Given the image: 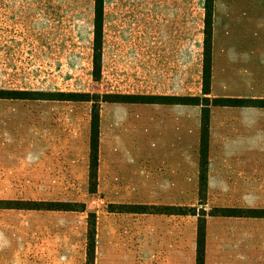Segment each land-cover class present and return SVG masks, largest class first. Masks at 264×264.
Instances as JSON below:
<instances>
[{"label":"rangeland","instance_id":"obj_1","mask_svg":"<svg viewBox=\"0 0 264 264\" xmlns=\"http://www.w3.org/2000/svg\"><path fill=\"white\" fill-rule=\"evenodd\" d=\"M213 14L209 96L264 99V0H215ZM205 16L206 0H105L96 80L95 0H0V90L204 96ZM91 109L0 98V200L80 209L0 208V237L34 243L36 264H87L95 213L94 264H197L198 217L152 205L196 206L205 264H264V217L211 215L264 208V107H211L205 205L202 105L102 102L95 192Z\"/></svg>","mask_w":264,"mask_h":264},{"label":"trees","instance_id":"obj_2","mask_svg":"<svg viewBox=\"0 0 264 264\" xmlns=\"http://www.w3.org/2000/svg\"><path fill=\"white\" fill-rule=\"evenodd\" d=\"M215 0H206V16L204 29V67H203V95L204 96H175V95H129V94H101L91 92H57L42 93L34 91H7L0 90V98H21V99H57L86 101L92 103L91 109V152H90V171L92 173V185H95L97 171L99 167V148L101 132V104L108 102H134V103H161V104H195L202 105V124L200 141V183L199 195L200 203L206 204L208 183H209V135H210V114L212 106H262L264 99H242V98H224L210 97L212 93V74H213V7ZM95 24H94V76L99 80L102 74L101 63L104 45V21H105V0H95ZM95 182V183H94ZM96 186L92 187L95 192ZM76 205V203H74ZM82 211H85V204ZM151 205H133L127 211L148 212ZM157 213L194 215L198 217L197 232V264H205L206 257V228H207V210L205 207L196 206H175V205H152ZM0 207H19L27 209H53V210H80L74 205L65 206L59 202H51L42 205L34 201L26 203H14L13 201L0 200ZM211 215L222 216H250L264 217V208H217L211 212ZM88 230V256L87 264H94L96 257V218L95 213H91Z\"/></svg>","mask_w":264,"mask_h":264},{"label":"crops","instance_id":"obj_3","mask_svg":"<svg viewBox=\"0 0 264 264\" xmlns=\"http://www.w3.org/2000/svg\"><path fill=\"white\" fill-rule=\"evenodd\" d=\"M27 209L19 207H0ZM31 210V209H27ZM34 243L15 236L0 237V264H36L37 256Z\"/></svg>","mask_w":264,"mask_h":264}]
</instances>
